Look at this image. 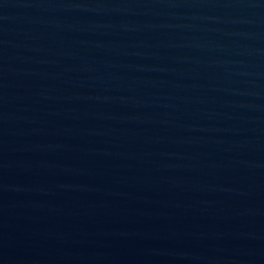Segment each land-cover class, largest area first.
<instances>
[{
  "label": "water",
  "instance_id": "1",
  "mask_svg": "<svg viewBox=\"0 0 264 264\" xmlns=\"http://www.w3.org/2000/svg\"><path fill=\"white\" fill-rule=\"evenodd\" d=\"M264 167V0H0V172Z\"/></svg>",
  "mask_w": 264,
  "mask_h": 264
}]
</instances>
